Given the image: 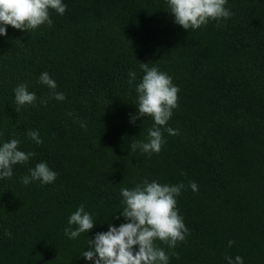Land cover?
<instances>
[{
    "label": "trees",
    "instance_id": "1",
    "mask_svg": "<svg viewBox=\"0 0 264 264\" xmlns=\"http://www.w3.org/2000/svg\"><path fill=\"white\" fill-rule=\"evenodd\" d=\"M62 3L63 15L50 10L51 27L8 25L0 35V143L19 139V150L35 153L0 179V264H93L82 256L87 240L126 222L120 189L145 178L185 185L176 207L186 239L174 249L156 241L168 264H228L237 255L264 264V0H227L231 17L195 30L174 22L167 0ZM141 63L179 89L167 122L179 134L162 128L158 154L130 149L154 125L150 116L130 122ZM43 72L63 101L39 82ZM19 84L37 100L17 113ZM39 162L58 173L55 181L21 183ZM81 204L95 226L69 239L64 229Z\"/></svg>",
    "mask_w": 264,
    "mask_h": 264
},
{
    "label": "clouds",
    "instance_id": "2",
    "mask_svg": "<svg viewBox=\"0 0 264 264\" xmlns=\"http://www.w3.org/2000/svg\"><path fill=\"white\" fill-rule=\"evenodd\" d=\"M226 2L227 0H167V12L184 29L195 30L207 25L210 20L219 22L231 17L233 13L225 7ZM66 7L62 0H0V35H7L8 25L27 32L45 24L51 27L50 10L63 15ZM140 67L144 75L135 84L137 114L130 122H134L137 117L150 116L154 125L148 129L147 142H131L130 149L135 151L139 148L148 155L158 154L165 143L162 128L169 135L179 134L178 130L167 127L173 110L178 106L179 89L172 83V78L157 66L149 67L147 63H141ZM128 76L129 86H132L136 81V72L130 71ZM39 82L52 91V98L59 101L65 99L64 93L56 91V82L47 72L41 73ZM13 91L18 106L15 110L17 113L20 107L33 105L37 100L35 93L29 92L26 84L17 85ZM41 103L46 105L47 101L42 100ZM81 127L86 125L81 124ZM27 135L36 144L43 143L37 131H29ZM20 143L15 138L0 143V179L12 178L13 167L27 164L35 155L33 152L19 150ZM57 176L58 173L51 170L46 162H39L29 169V175L21 177V183L28 185L38 180L49 184ZM188 186L192 191H198L195 182H189ZM184 187L183 183L168 185L146 178L133 188L122 187L120 194L124 207L120 210V216L126 222L118 227L109 223L107 231L97 232L94 238L87 240L88 247L82 256L93 264H168L169 253L158 247L156 241L167 245L168 249H174L178 242L186 239L188 229L176 207V198ZM94 222L81 204L69 216V227L64 229L65 235L69 239H75L93 229ZM6 234L11 237L10 232ZM233 243L234 241L229 240V247ZM171 255L176 253L171 252ZM225 259L228 264H243L239 255L234 260L228 256Z\"/></svg>",
    "mask_w": 264,
    "mask_h": 264
}]
</instances>
